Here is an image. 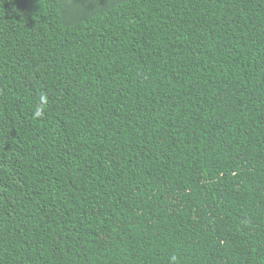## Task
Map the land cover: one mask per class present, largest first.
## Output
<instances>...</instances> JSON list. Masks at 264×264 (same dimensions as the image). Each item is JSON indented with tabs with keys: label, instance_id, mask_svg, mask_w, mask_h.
<instances>
[{
	"label": "trees",
	"instance_id": "trees-1",
	"mask_svg": "<svg viewBox=\"0 0 264 264\" xmlns=\"http://www.w3.org/2000/svg\"><path fill=\"white\" fill-rule=\"evenodd\" d=\"M0 264H264V0H0Z\"/></svg>",
	"mask_w": 264,
	"mask_h": 264
},
{
	"label": "clouds",
	"instance_id": "clouds-1",
	"mask_svg": "<svg viewBox=\"0 0 264 264\" xmlns=\"http://www.w3.org/2000/svg\"><path fill=\"white\" fill-rule=\"evenodd\" d=\"M37 115H39V112H37Z\"/></svg>",
	"mask_w": 264,
	"mask_h": 264
}]
</instances>
